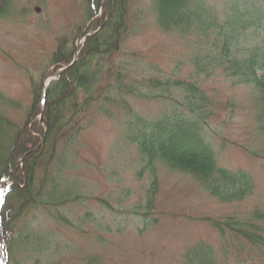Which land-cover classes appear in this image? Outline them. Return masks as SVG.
Masks as SVG:
<instances>
[{"label": "trees", "instance_id": "obj_1", "mask_svg": "<svg viewBox=\"0 0 264 264\" xmlns=\"http://www.w3.org/2000/svg\"><path fill=\"white\" fill-rule=\"evenodd\" d=\"M133 1L104 0L103 15L88 30L102 28L86 38L76 63L48 87L45 127L36 120L41 84H33L38 110L32 103L23 125L4 110L21 103L0 90V187L5 180L12 182L0 209L9 264H69L77 249L66 232L87 234L84 226L95 223L92 212L81 213L89 196L79 175L81 134L99 115L111 120L125 117L122 137L138 146L143 161L139 175H151L145 204L134 206V215L148 218L156 209L158 164L193 176L222 203L235 205L255 194L252 174L220 165L214 139L207 138L205 128L216 106L203 82L223 74L233 85H251L258 95L257 130L264 139V0H224L221 7L211 0H150L157 27L192 44L191 71L183 75L179 67L172 72L175 78L166 77L156 56L124 50L143 13ZM85 2L89 17L101 6V0ZM11 6L12 0H0V17L9 16ZM83 31L79 28V35ZM74 54L75 48H68L67 38L61 37L51 64L58 69ZM133 100L162 101L171 111L144 116ZM204 219L221 237L235 240L240 251L235 264L264 262V209L255 206L223 219ZM99 227L112 232L108 224ZM230 254V248L224 249L218 260L212 246L200 243L188 249L179 264H233ZM4 262L0 243V264Z\"/></svg>", "mask_w": 264, "mask_h": 264}, {"label": "rangeland", "instance_id": "obj_2", "mask_svg": "<svg viewBox=\"0 0 264 264\" xmlns=\"http://www.w3.org/2000/svg\"><path fill=\"white\" fill-rule=\"evenodd\" d=\"M149 1H133L135 9L143 13L136 32L127 37L124 50L156 56L166 77L175 78L173 73L179 67L187 75L191 71L188 57L192 44L162 32L153 20ZM211 1L218 7L224 2ZM87 4L85 0H12L10 16L0 17V90L21 103L16 108L4 107L16 123L23 125L25 109L32 103L38 110L33 84H41L46 72L52 71L50 58L58 37L69 36V47L80 45L77 34L79 27L86 24ZM36 7L39 12L35 11ZM233 83L223 74L203 82L207 96L216 106L205 132L209 140L214 139L213 146L223 166L252 174L256 184L253 197L235 205L221 203L193 176L161 165L155 213L152 219L140 220L132 213V207L145 203L150 177L147 174L139 178L143 161L136 145L127 143L122 136L120 139L125 117L120 115L119 119L111 120L99 115L81 134L79 176L85 184V195L89 196L81 213L90 210L98 225L111 223L114 231L106 234L88 223L84 226L87 234L66 232V238L77 249L69 264H179L188 249L200 243L212 246L218 260L222 259L224 249L230 248L229 260L235 264L240 253L235 249L237 244L233 246V242L223 240L207 221L201 220L250 211L255 206L264 209V139L255 120L258 95L251 85ZM161 102L133 100L136 110L148 117L171 111ZM98 197L109 200L115 212L108 211ZM101 236L105 242L100 241ZM245 257L246 253H242L241 259Z\"/></svg>", "mask_w": 264, "mask_h": 264}, {"label": "water", "instance_id": "obj_3", "mask_svg": "<svg viewBox=\"0 0 264 264\" xmlns=\"http://www.w3.org/2000/svg\"><path fill=\"white\" fill-rule=\"evenodd\" d=\"M62 72H63V70L60 71V72H58L57 75H60ZM0 239H1V241L3 242V237H2V236L0 237ZM5 255H6V253H5ZM6 264H8V263H7V260H6Z\"/></svg>", "mask_w": 264, "mask_h": 264}]
</instances>
